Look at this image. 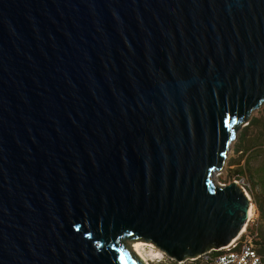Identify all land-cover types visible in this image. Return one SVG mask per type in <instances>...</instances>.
Returning <instances> with one entry per match:
<instances>
[{
	"label": "water",
	"instance_id": "95a60500",
	"mask_svg": "<svg viewBox=\"0 0 264 264\" xmlns=\"http://www.w3.org/2000/svg\"><path fill=\"white\" fill-rule=\"evenodd\" d=\"M264 105V0H0V264L193 261L251 199L214 175Z\"/></svg>",
	"mask_w": 264,
	"mask_h": 264
},
{
	"label": "rangeland",
	"instance_id": "374dc122",
	"mask_svg": "<svg viewBox=\"0 0 264 264\" xmlns=\"http://www.w3.org/2000/svg\"><path fill=\"white\" fill-rule=\"evenodd\" d=\"M264 116V105L254 111L250 118L248 119V122L244 124V126L238 131L236 139L231 143L227 157L225 159L224 165L222 169L217 172L213 177L216 183L218 184H229L232 181H236L239 183L240 187H242L245 192L248 194V196L251 199V206H252V213L253 215L250 217L252 218L248 223L245 230H251L253 224H255L258 227H261L264 229V219L258 220L256 222L257 218H259V214L256 208V205L254 204L252 195L256 196V193L258 192L257 188H253L252 180H251V174L247 170L248 168H245V171H242V169L245 167V161L246 157L249 153L247 150V143L250 144V141L255 138L257 131L250 128L247 132L246 135V142H244V145H238V139L240 136L243 134L245 127L249 123V121L256 117L260 118ZM239 147L238 149H241L243 152H235L236 148ZM264 160V153L260 154V156L256 159L251 161V166L254 168L258 166V164ZM243 231V232H244ZM145 244V243H143ZM145 247L142 250V254L144 255L143 257L146 259L144 260L148 264H157L161 262H167V258L162 255V254H157L154 251H157L154 249L152 246L150 247L148 244L144 245ZM191 262H185V264H188Z\"/></svg>",
	"mask_w": 264,
	"mask_h": 264
},
{
	"label": "trees",
	"instance_id": "16d2710c",
	"mask_svg": "<svg viewBox=\"0 0 264 264\" xmlns=\"http://www.w3.org/2000/svg\"><path fill=\"white\" fill-rule=\"evenodd\" d=\"M252 128L257 131L255 138H253L250 141V144L247 143L248 147V155L246 157L245 161V167L242 169V171H245V168H248L247 170L251 174V180L253 184V188H257L258 192L256 193V196L252 195L254 204L256 205L259 219H264V160H262L258 166L252 167L251 161L256 160L260 154L264 153V116L260 118H252L247 126L244 129L243 134L238 139V145H244V142H246V135L248 130ZM236 148L235 152H243L241 149ZM247 231V230H246ZM251 235L254 234V237L251 240V244L254 247V249L257 251V253L264 257V229L258 226H252L251 230H248ZM217 251H212L208 254L209 258L216 254ZM167 262H161L157 264H178L174 261H171L169 259L166 260ZM191 263L188 264H212V262L209 259H204L203 257H199L196 260L190 261ZM187 261V262H188ZM186 262V261H185ZM185 262L181 264H185Z\"/></svg>",
	"mask_w": 264,
	"mask_h": 264
},
{
	"label": "built area",
	"instance_id": "2783aa9c",
	"mask_svg": "<svg viewBox=\"0 0 264 264\" xmlns=\"http://www.w3.org/2000/svg\"><path fill=\"white\" fill-rule=\"evenodd\" d=\"M251 219L252 218H249L247 223ZM253 237L254 234L251 235L245 230L241 232L239 237L230 245L215 250L217 251L216 254L210 258L208 254L212 251L201 257L206 260L209 259L212 264H264V257L259 255L251 244Z\"/></svg>",
	"mask_w": 264,
	"mask_h": 264
},
{
	"label": "bare ground",
	"instance_id": "6f19581e",
	"mask_svg": "<svg viewBox=\"0 0 264 264\" xmlns=\"http://www.w3.org/2000/svg\"><path fill=\"white\" fill-rule=\"evenodd\" d=\"M251 208H252V206H250L249 214H248V218H250L251 215L253 214ZM244 229H245V227L242 229L241 232H243ZM144 245H145V244H143L142 242H134V243L132 244V246H130V247H131V250H133L137 255H139L143 261L146 260V259L143 257L144 255L142 254V250H143V248L145 247ZM149 246L151 247V245H149ZM154 252L157 253V254H159L158 251H154ZM144 262H145V261H144ZM145 263L148 264L147 262H145Z\"/></svg>",
	"mask_w": 264,
	"mask_h": 264
},
{
	"label": "crops",
	"instance_id": "0c3cea01",
	"mask_svg": "<svg viewBox=\"0 0 264 264\" xmlns=\"http://www.w3.org/2000/svg\"><path fill=\"white\" fill-rule=\"evenodd\" d=\"M251 210H252V208H251ZM252 215H253V214H252ZM252 215H251V216H252ZM258 220L260 221V220H262V219L257 218L256 222H258ZM254 226H255V224H254Z\"/></svg>",
	"mask_w": 264,
	"mask_h": 264
}]
</instances>
